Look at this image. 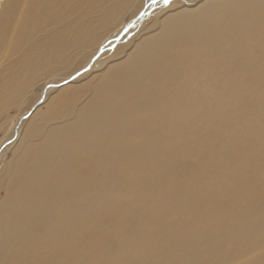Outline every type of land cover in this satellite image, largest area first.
<instances>
[{"label": "rangeland", "instance_id": "obj_1", "mask_svg": "<svg viewBox=\"0 0 264 264\" xmlns=\"http://www.w3.org/2000/svg\"><path fill=\"white\" fill-rule=\"evenodd\" d=\"M60 1L51 13L85 14L103 9L110 0ZM207 1L173 0L170 8H146L147 0H137L124 11L121 27L110 30L95 51V58L107 55L100 67L78 53L65 61V74L83 66L64 78L69 86L60 94L36 84L14 107L8 95L6 102L0 101V237L10 234L23 216L11 214L15 184L7 165L12 168L26 143L41 139L17 144L29 117L51 98L46 92L53 91L56 108L47 121L39 120L48 128L67 120L89 98V85L103 65L123 61L125 52L160 30L167 16ZM143 11L149 14L140 17ZM61 24L55 15H46L39 22V36ZM236 29L234 39L245 41L250 53L233 56L228 48L214 58L205 78L185 82L192 83L171 100L175 123L160 124L157 132L163 133L157 139L146 132L136 153L114 157L112 170L100 176L110 184L103 201L87 204L80 219L62 233L61 244H53L58 264H163L160 257L170 251L174 264H239L256 253L260 238H255L264 232V27L238 23ZM121 42V51L114 54ZM179 82L177 74L170 85ZM22 233L27 235L28 229ZM26 252L25 262L42 263L40 253Z\"/></svg>", "mask_w": 264, "mask_h": 264}, {"label": "bare ground", "instance_id": "obj_2", "mask_svg": "<svg viewBox=\"0 0 264 264\" xmlns=\"http://www.w3.org/2000/svg\"><path fill=\"white\" fill-rule=\"evenodd\" d=\"M55 1L0 0V101L6 102L8 95L13 99L11 107L23 94L33 92L36 84L45 89L52 86L60 94L69 86L64 78L83 66L65 74L64 63L73 55L85 54L87 62L100 67L107 55L95 58V51L110 30L121 27L124 11L132 9L137 0H110L101 10L65 15L62 10L50 12L59 8ZM46 15H55L62 24L40 37L38 25ZM238 23L264 27V0H208L167 16L160 30L125 52L123 61L103 65L89 85V98L70 111L67 120L48 128L39 122L47 121L56 108L53 91L46 92L51 98L44 99L29 117L17 144L22 147L26 139H41L25 144L13 169L7 165L15 184L11 214L23 216L10 234L0 237V264H31L24 261L29 248L34 255L41 254V264H58L53 244H61L62 233L80 219L87 204L103 201L110 184L100 176L112 170L114 157L136 153L139 138L146 132L157 139L163 133L157 132L160 124L175 123L171 100L192 83L185 82L205 78L207 64L214 58L224 56L228 48L233 56L250 53L245 41L233 37L238 35ZM122 47L121 42L113 53ZM193 56L199 57L195 63L187 62ZM177 74L180 82L170 85ZM38 218L40 222L31 223ZM25 229L27 235L22 233ZM258 239L256 253L239 264H264V232ZM170 252L160 257L163 264H174Z\"/></svg>", "mask_w": 264, "mask_h": 264}, {"label": "snow or ice", "instance_id": "obj_3", "mask_svg": "<svg viewBox=\"0 0 264 264\" xmlns=\"http://www.w3.org/2000/svg\"><path fill=\"white\" fill-rule=\"evenodd\" d=\"M173 4V0H147L146 8H155L157 6H162L163 8H170ZM149 13L147 11H143L140 13V17L147 16ZM127 28L124 29L127 32Z\"/></svg>", "mask_w": 264, "mask_h": 264}]
</instances>
